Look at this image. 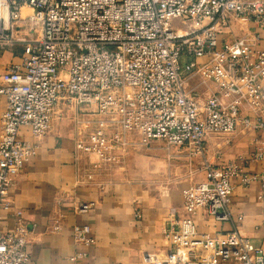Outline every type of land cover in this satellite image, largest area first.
I'll use <instances>...</instances> for the list:
<instances>
[{"label": "built area", "instance_id": "2783aa9c", "mask_svg": "<svg viewBox=\"0 0 264 264\" xmlns=\"http://www.w3.org/2000/svg\"><path fill=\"white\" fill-rule=\"evenodd\" d=\"M25 6L31 12L23 15ZM176 21L187 26L175 27ZM237 24L242 30L235 34ZM263 26L264 0H0V50L25 46L0 86L6 97L0 211L14 210L16 217L12 229L0 230V264L31 260L29 224L10 200L37 153L20 129L27 125L44 136L61 102L95 116L84 121H94L88 135L76 141L80 151L95 155L93 169L119 162V152L135 141L132 134L145 147L161 141L202 157L205 178L183 190L185 214L166 232L174 248L161 264H264L263 248L237 229L210 235L195 222L199 207L233 220L232 177L245 185L264 181V170L246 173L238 161L211 163L205 147L209 135L243 126L256 132L252 159L264 158ZM195 76L198 86L191 85ZM93 206L82 201L77 209ZM53 228L63 229L62 216ZM73 234L79 244L95 242L89 224L73 225ZM85 256L79 251L71 259Z\"/></svg>", "mask_w": 264, "mask_h": 264}, {"label": "crops", "instance_id": "0c3cea01", "mask_svg": "<svg viewBox=\"0 0 264 264\" xmlns=\"http://www.w3.org/2000/svg\"><path fill=\"white\" fill-rule=\"evenodd\" d=\"M30 12L29 6L22 9L23 15ZM258 31L264 49V26ZM24 52L23 45L0 50V86L8 65L21 62ZM191 85H200L198 76ZM5 109L6 97L0 94V138ZM83 110L61 102L44 136H35L27 125L20 129L21 139L37 144V153L25 163L10 194L15 209L23 210L31 230L27 246L31 260L26 264H161L174 248L166 232L176 227L177 219L185 214L183 190L205 178L202 157L191 156L187 147L168 149L163 142L154 141L144 147L151 152L148 162L155 164L152 152L160 149L165 167L153 177L107 178L100 172L104 163L93 169L95 155L77 148L76 141L85 138L94 125V121L86 125L84 121L95 116ZM132 137L136 139L128 149L134 152L133 147L142 145L134 134ZM205 147L206 157L213 164L238 161L246 173L264 170V158L252 159L256 132L243 126L228 135H209ZM173 157L180 162L174 163ZM90 172H94L93 179L88 177ZM232 183L233 220L218 219L199 207L195 214L197 229L210 235L237 229L264 250V181L245 185L240 176H234ZM82 201H93L94 206L80 212L77 205ZM59 216L63 229L57 232L53 224ZM15 219L14 210H1L0 230L12 229ZM75 224H89L95 242L77 243ZM79 251L86 252V256L72 260ZM223 264L241 263L230 260Z\"/></svg>", "mask_w": 264, "mask_h": 264}, {"label": "rangeland", "instance_id": "374dc122", "mask_svg": "<svg viewBox=\"0 0 264 264\" xmlns=\"http://www.w3.org/2000/svg\"><path fill=\"white\" fill-rule=\"evenodd\" d=\"M179 21L175 22V27H185ZM235 34L241 33L242 28L240 25H235L232 27ZM231 37V36H230ZM134 139H136L134 137ZM145 146L136 147L137 149H127L123 152H119L121 155V160L119 162H107L104 163L103 167L100 169L101 175L106 176L107 178H131V177H140L147 178L149 176L153 177L158 173L162 168L161 162L164 161V156L161 153L160 149H156L153 153L155 156V164H149L148 158L151 155L148 149L144 148ZM175 153V148L173 149ZM167 159H169L167 157ZM166 159V160H167ZM174 163H179L180 161L177 158L172 159Z\"/></svg>", "mask_w": 264, "mask_h": 264}]
</instances>
